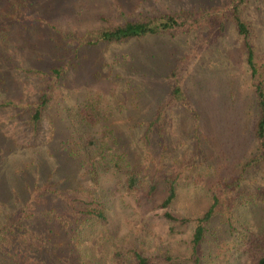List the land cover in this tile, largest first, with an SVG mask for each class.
<instances>
[{"label":"rangeland","instance_id":"rangeland-1","mask_svg":"<svg viewBox=\"0 0 264 264\" xmlns=\"http://www.w3.org/2000/svg\"><path fill=\"white\" fill-rule=\"evenodd\" d=\"M29 1L30 13L11 28L6 53L12 59L0 61V103H32L44 87L35 73L57 66H64L65 73L36 136L15 109L0 108V224L24 206L33 216L29 221L33 232L51 243L49 251L83 255L89 264H112V251L119 245L114 237L122 240L124 249L134 248L146 256H189L195 222L171 224L161 217L158 205L165 195V180L179 174L170 212L185 219L206 211L214 187L238 180L236 188L219 194L221 204L206 234L202 263L250 264L249 248L239 233L261 234L263 208L252 197L264 186V165L244 168L258 152L254 136L258 79L250 76L243 38L235 26L225 20L214 30L96 47H77L67 39L71 33L78 37L127 19L181 9L223 11L229 0ZM243 19L253 29L251 42L261 72L264 0H251ZM175 87L182 89L187 104L170 102L163 114V134L153 132L149 140L147 124L159 106L171 101ZM89 96L101 98L105 113L99 116V125L84 128L69 111ZM103 124V129L111 131L108 149L99 142ZM85 152L97 166L111 167L106 175L97 170L98 187L86 172L90 164ZM110 153L123 157L117 164L126 168L118 174L107 157ZM133 169L142 184L135 193L137 199L124 185L125 172ZM46 184L67 194L76 187L71 197L77 208L98 198L106 224H81L80 238L72 240L63 235L57 220L44 223L39 213L47 210L68 223L77 218L60 200L44 193L27 200ZM149 184L155 189L150 197ZM238 197L246 199L245 205L234 208ZM228 211L233 228L224 217ZM48 237H53L52 242ZM0 264H11V260L0 254Z\"/></svg>","mask_w":264,"mask_h":264},{"label":"trees","instance_id":"trees-1","mask_svg":"<svg viewBox=\"0 0 264 264\" xmlns=\"http://www.w3.org/2000/svg\"><path fill=\"white\" fill-rule=\"evenodd\" d=\"M250 1L251 0H229V4L227 5L228 8L226 10H216L212 13L208 10H196L191 8L181 9L174 13L143 16L138 19H127L120 25L97 30H88L78 37L71 33L67 39H72L77 47H96L100 44H119L127 40H141L151 36L175 37L179 34L189 33L193 30L195 31L203 28L214 30L217 25H222L225 20H229L235 26L238 34L243 38L246 64L250 76L252 79H258L254 84L255 101L258 110V118L254 125V136L258 143V152L245 164L244 168L250 169L258 165H264V79H259L261 74L264 76V63L261 65L260 72L255 62V54L251 42L253 29L251 24L243 19L244 10L248 7ZM29 6H31L29 0H0V61L3 64L12 59V54L10 57L8 56V53H6V49L9 48V42L11 41V38L9 37L11 28L16 25L15 22L21 21L20 19H22L23 15L30 13ZM37 22L43 23V21ZM10 47L12 50L13 44H10ZM23 72L27 73V70H23ZM64 73V66L54 67L48 72L38 71L35 73V77H38L43 81L44 87L34 102L22 105L9 100L0 103V108L15 109L18 113L17 117L24 120L26 128L32 129L31 131L33 132V135L36 136V132L39 130L47 108L53 101L54 93ZM182 94V89L179 87H175L171 90V101H168V104L166 105L163 104L162 106H159L152 121L147 124L146 138L148 137L149 139L153 132H155L156 135L163 134L165 130L163 114L167 106L170 105V102L178 100L183 105L187 104V100ZM69 112L76 120L81 121L84 128L99 125L101 121L98 118L99 116H104L105 113L103 111L101 98L98 96L87 97L82 103L74 106ZM104 121L102 122L105 123ZM104 125L105 124H103L101 128ZM102 130L105 129L102 128ZM109 134H111V131L105 130V132H102L99 139L101 146L107 149L109 146V143H107ZM107 157H109L110 164L114 163L113 168H115V174H118L121 171V168H126H120L117 164L120 163L117 162L118 159L123 161L122 156H114L110 153ZM85 158L89 160L88 162L90 164L89 168L86 170L89 179L94 187H98L99 179L97 170H102V173L106 175L107 172L111 170L109 169L111 167L103 164L97 166L94 160L91 159L90 154L86 153ZM138 175L139 172L134 169L127 170L124 174V185L127 192L130 196H135L136 199L137 197L135 193L140 188L141 184V179ZM178 177L179 174L177 173L165 180V195L159 203L158 208L162 210L161 217L171 224L180 223L186 225L192 221L195 222V228L190 240V255H167L164 257L146 256L134 248H127V250L124 249L123 245H121L122 240L114 237L116 243L119 245H115V248L112 251V264H205L202 263V249L206 243V234L209 232L208 228L214 220L217 208L221 204L219 194L220 192L236 188L239 181L237 180L223 185L219 184L214 187L211 190V203L206 211L194 219H185L182 217H176L170 212V207L177 196L176 184L178 182ZM148 186L149 193L147 194L148 197H150L155 189L154 184H149ZM70 191L71 193L67 194V191H61L55 189L54 185L46 184L43 188L40 187L38 190H34L31 197L27 200L35 198L38 193H44L47 196L60 200L62 204L70 208V210L77 215V218L69 223L64 217L56 216L55 211L52 210L42 211L39 214L42 216V219L44 220L43 222L46 224L50 222L53 223L54 220H57L59 225L63 228V235H68L70 239L76 240L80 238V235L83 232L80 228L81 224L85 225L87 222H92L97 225L106 224L107 215L105 214L104 208L98 198L93 199L91 203L86 204L83 207H78V209L75 205L76 201L74 197H71V195H74L77 191L76 187L71 188ZM252 199L259 202L263 208L261 234L255 235L248 230H243V232H240L239 234H242L241 240L243 244H246L249 248V251L246 252H249L251 255L250 264H264V186L257 190V193ZM245 200L246 199L243 200L242 197H238L234 200L233 207L235 208L240 205H245ZM230 216V211H228L227 214H224L226 222L230 228H233ZM32 218L33 216L29 214L23 206L18 213L15 212L12 216L8 217L5 222L0 224V254L6 255L11 260V264H89L83 255L79 258L74 257L71 255L72 253L69 252L66 255L64 251L55 250V253L49 251L52 246L50 247L51 243H48V239L46 237H39V234H36L35 232L37 231L35 230L33 232L32 225L29 223ZM51 238H49V241L52 242ZM44 252H49L46 259L45 256H43ZM55 256L57 257V260L55 259Z\"/></svg>","mask_w":264,"mask_h":264}]
</instances>
